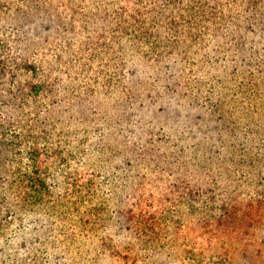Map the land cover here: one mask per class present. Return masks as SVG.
<instances>
[{
    "label": "trees",
    "instance_id": "trees-1",
    "mask_svg": "<svg viewBox=\"0 0 264 264\" xmlns=\"http://www.w3.org/2000/svg\"><path fill=\"white\" fill-rule=\"evenodd\" d=\"M0 11L16 34L0 39L2 264H146L137 246L176 248L180 234L211 252L186 249L190 264H238L224 249L235 243L254 248L244 264H264V198L216 194L191 140L148 131L142 144L128 125L168 94L225 110L227 81L264 66V0H0ZM106 181L118 183L112 210Z\"/></svg>",
    "mask_w": 264,
    "mask_h": 264
},
{
    "label": "rangeland",
    "instance_id": "rangeland-1",
    "mask_svg": "<svg viewBox=\"0 0 264 264\" xmlns=\"http://www.w3.org/2000/svg\"><path fill=\"white\" fill-rule=\"evenodd\" d=\"M7 20L6 14L0 11V39L2 41H9L16 36L14 33L11 34L13 29H9L6 23ZM2 24L5 27L4 29L1 28ZM245 69L253 71L255 77L246 74L249 77L241 75L238 82L236 80L227 81L225 110L213 112L206 107L195 104L188 97L181 94H168L155 106L140 110L139 115L132 117V122L128 124L132 127L129 134L132 133L131 136H135V139L142 144L150 134L148 131H151V134L153 132L156 139L170 138L177 142V138L181 136L180 140L183 143H186L185 140H191V143L193 142L196 145V154H193L191 158L199 180L205 179L204 175L206 173L204 174L203 169L210 168L209 170L212 171L209 179L217 188L215 193L218 194L222 190L232 192V194L239 195L238 199L242 202L264 198V66L250 65L246 66ZM14 89H16L15 85ZM101 96L103 97L102 94ZM7 98L1 94L0 87V114L8 110V104L5 103ZM102 111L106 113L110 110ZM30 113H32V110L25 112V119H33L34 114L30 115ZM125 123L127 124V121ZM161 127H163L162 130ZM128 138L131 139L130 136ZM116 142L112 141L111 144ZM133 172H135V169ZM151 176H153L152 173H147L148 178ZM105 183L102 196L109 209L112 210L119 206V196H116L118 183L112 181H106ZM114 222L115 220L112 219L111 223ZM125 237L127 240L131 239L129 241L132 242L135 240L134 236ZM125 237H122L125 240L122 246L129 242ZM176 237L178 239L176 248L170 247L172 242L168 240L163 243V247L157 246L155 251L138 252L139 246L135 251L142 255V258H146V264H158L159 262L164 264H190L183 257L186 249L192 251L197 257L211 254L203 245L193 246L191 244L193 239L189 235L180 234ZM118 245H120L119 241ZM30 249L31 252H35L36 247L34 248V244ZM216 249L218 248L215 247ZM224 249L228 257L238 264H244L240 258L243 257L245 252L248 253L249 258H255L252 246L245 248L243 245L235 243L233 248L229 249V247L224 246ZM75 252L77 251L75 250ZM75 252H72L68 257L70 259H83L85 257L82 251L77 252V254ZM90 257H94L93 253L90 254ZM89 263H92L91 259H89ZM98 263L117 264V261L109 258L108 254H104L96 264ZM253 263L263 264L260 260H254ZM0 264L2 263L0 262ZM43 264L55 263L52 256H48ZM62 264H65V262ZM68 264L74 263L68 262Z\"/></svg>",
    "mask_w": 264,
    "mask_h": 264
}]
</instances>
